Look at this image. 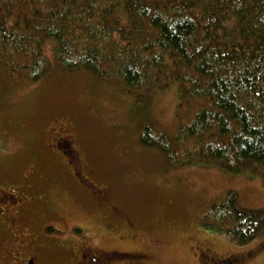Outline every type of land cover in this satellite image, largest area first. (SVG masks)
Returning <instances> with one entry per match:
<instances>
[{
  "label": "trees",
  "instance_id": "obj_1",
  "mask_svg": "<svg viewBox=\"0 0 264 264\" xmlns=\"http://www.w3.org/2000/svg\"><path fill=\"white\" fill-rule=\"evenodd\" d=\"M50 37L59 67L118 82L136 101L176 87L175 128L144 123L142 145L175 165L264 182V0H62L47 10L0 0V63L12 75L40 79ZM236 198L230 190L200 221L243 244L264 228V207L239 209Z\"/></svg>",
  "mask_w": 264,
  "mask_h": 264
},
{
  "label": "rangeland",
  "instance_id": "obj_2",
  "mask_svg": "<svg viewBox=\"0 0 264 264\" xmlns=\"http://www.w3.org/2000/svg\"><path fill=\"white\" fill-rule=\"evenodd\" d=\"M61 1L33 3L47 10ZM56 44L54 37L44 40L49 68L35 82L12 75L0 63V183L27 181L24 172L31 165L44 173V189L62 217L56 222L64 229L61 239L83 237L69 225L87 222L93 246L143 252L146 264H198L196 252L204 241L227 257L244 258L234 264H264V228L239 244L200 221L230 190L239 209L263 208V179L215 164L169 163L158 149L142 145L138 134L146 122L175 128L176 87L155 92L147 103L136 101L118 82L59 67ZM55 118L75 135L80 156L94 171L91 179L108 189V209L77 193L66 169L46 150V129ZM104 211L115 225L113 233L104 230ZM134 260L126 257L116 264Z\"/></svg>",
  "mask_w": 264,
  "mask_h": 264
},
{
  "label": "flooded vegetation",
  "instance_id": "obj_3",
  "mask_svg": "<svg viewBox=\"0 0 264 264\" xmlns=\"http://www.w3.org/2000/svg\"><path fill=\"white\" fill-rule=\"evenodd\" d=\"M46 135V150L66 169L67 176L74 182V190L94 201L95 205L101 203L108 209L111 206L108 189L91 179L94 171L80 156L77 139L68 131L67 124L55 118L46 129ZM24 175L29 178L25 183L18 180L0 183V264H116L126 257L135 259L126 264L147 263L146 254L140 251L93 246L87 222L69 225L72 230L83 233V237L61 239L60 233L64 229L56 222L62 217L44 189V173L31 165ZM100 218L105 231L115 230L106 211ZM50 231L58 234L50 235ZM198 249V264H232L240 260L236 255L227 257L217 252L209 241H204Z\"/></svg>",
  "mask_w": 264,
  "mask_h": 264
}]
</instances>
